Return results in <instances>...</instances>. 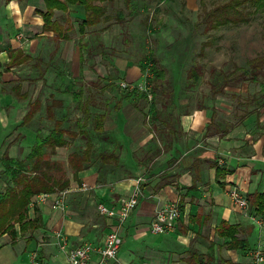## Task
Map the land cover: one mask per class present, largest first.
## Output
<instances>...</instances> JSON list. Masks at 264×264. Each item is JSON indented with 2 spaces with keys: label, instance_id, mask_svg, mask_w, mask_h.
I'll return each instance as SVG.
<instances>
[{
  "label": "crops",
  "instance_id": "crops-1",
  "mask_svg": "<svg viewBox=\"0 0 264 264\" xmlns=\"http://www.w3.org/2000/svg\"><path fill=\"white\" fill-rule=\"evenodd\" d=\"M40 10H45L44 0H0V157L7 151L12 158H24L30 152L37 134L34 122L40 119L39 114H35L26 125H19L26 112L25 99H19V93L28 96L30 92L29 87H25L26 90L22 87L18 67L29 61L31 52L48 39L63 41L67 47L64 54H70V57L77 54L78 63L80 53L75 52L77 47L73 50L76 41L78 44L79 38L86 36L87 31L95 33L92 31L96 26H93L80 34L76 18L82 17L83 9L68 5L66 11L54 9V19L61 31L69 35V39L56 37L53 31H43ZM68 20L70 30L67 29ZM23 57L26 60L17 63ZM14 58L16 62L12 63ZM121 67L126 75L133 78L141 73L137 66H128L127 63H122ZM85 73L83 70L82 76ZM17 83L21 84L20 92L12 88ZM128 101L122 103L119 110H114L110 118L106 115L103 124L105 127V121L110 120L112 124L109 127L114 130L115 140L122 147L126 160L134 163L135 170H150L147 172L151 177L146 179L144 175L146 180L141 184L138 204L127 220L118 225L97 210L100 202L117 206L130 195L135 182V177L119 171L122 167L120 157L110 150L118 156L119 165L113 168H87L78 173L79 186H72L70 182L65 188L69 192L84 191L80 190V186L86 183L90 186L85 190L89 192L87 199L82 196L76 198L75 208L72 209L67 206L68 192L65 210H58L52 208L51 196L35 208L41 223L38 231L27 229L20 232L16 225L14 239L8 234L0 236V264H31L33 251L38 253L39 264H68L56 246V231L63 233L71 244L84 241L99 244L105 232L112 228L118 230L122 243L116 259L105 264H139L142 260L189 264L186 258L191 253L211 256L209 263L203 264H227L226 261L231 264H264V216L258 215L251 203L254 194L264 192V107L258 116L253 113L239 122L238 119L233 121L222 117L217 120L215 114L218 132L207 129L212 118V106L210 109L206 107L179 113L176 120L179 132L172 139V147L164 150L162 141L155 138L144 123L146 111ZM228 123L233 125L226 127ZM22 127L27 132L21 144L13 136L5 143ZM32 127L35 131H30L34 133L30 145L26 135ZM146 143L150 147L142 157H148L150 162L174 153L167 157L165 168L159 171V174L166 173V177L156 176L150 166L144 167L135 162V150ZM171 160L175 161L172 165ZM2 170L0 163V191L6 182ZM233 187H237L245 198L247 208L234 206L229 195ZM173 201L180 207V218L167 233H150L149 224L156 209ZM28 216L32 217L29 213ZM221 221L238 227L236 239L241 241L238 247L237 242L230 245L231 238L216 235L215 228ZM255 250H261L262 261L255 259ZM96 261L97 256L93 255L88 264H96Z\"/></svg>",
  "mask_w": 264,
  "mask_h": 264
},
{
  "label": "rangeland",
  "instance_id": "rangeland-1",
  "mask_svg": "<svg viewBox=\"0 0 264 264\" xmlns=\"http://www.w3.org/2000/svg\"><path fill=\"white\" fill-rule=\"evenodd\" d=\"M224 1L134 0L132 10L125 8L122 0L106 2L105 11L107 15H110V19L96 25L92 31L95 33L87 31L86 36L79 38L80 41L78 44L76 41L73 48L74 50L77 47L75 52L78 51L79 54V45L84 44L82 67L86 73L83 76L79 73L80 61L78 63L76 61L77 54L75 53L76 56L73 57H70V54L65 55L64 50H67V47L64 46L63 41L48 39L43 44L41 42L38 48H33L35 50L31 52L30 60L18 68L22 87L23 89L29 87L30 92V95L24 100L26 109L30 98L38 97L42 102L43 108L39 112L40 119L34 122V127L40 128L41 136L48 132L52 121L45 115V105L50 103L53 104L56 117L66 113L67 120L64 125L78 132V136L74 140L70 139L71 142L68 145L55 148V152H50L47 156L48 160L55 161L60 166V168H53L52 172L61 174L64 171L69 177L71 176L72 169L67 163L68 154L75 147L83 146L85 141V137L79 131V124L75 121L76 118H80V124L85 125L84 130L92 139L96 153L102 150H113L120 157L122 167L119 171L121 173L130 174L135 179L140 178L141 183L151 177L147 172L150 170H135L134 163L131 160H126L125 154L121 150L122 147L115 140L114 130L109 127L112 124L110 120L105 121V130L102 133L93 129V119H86L82 111L76 107L72 96L62 92L67 86L72 87L75 91L82 89V101L88 93L92 92L93 100L89 106L91 112L104 111L107 113V118L114 114L113 105L119 99L120 94L126 90L121 87L123 82L130 85L129 88L139 91L128 102H131L136 108H143L147 113L149 103L153 99L158 109L164 108L160 119H165L175 129H178L177 114L186 109L192 111L201 104L206 105L209 109L214 105L217 120L221 119L220 117L233 121L238 119L234 112L240 113L237 105L239 100H236L235 95L232 94L235 92L251 94L258 91L257 83L237 82L231 84L226 87L227 92L231 93L218 95L215 102H212L206 95L210 82L217 77L220 71L231 70L234 65H244L245 60L264 53V12L259 11L249 15L247 21L237 25H220L206 30L203 20L207 12ZM118 9L123 10L122 21L115 17ZM248 9L252 10V7ZM67 16L70 19V12ZM147 18L151 23L149 28L145 26ZM66 24H70L69 20ZM145 55L146 57L154 56L158 60V65L164 70L162 85L156 89L154 94L145 81V75L151 76L148 71L149 67L135 78L126 75L125 69L121 67L122 63L138 67L139 61H144ZM69 57L71 62H69ZM193 65L197 66L200 72V78L196 83H193L187 76ZM98 77L103 79L99 80ZM260 78L264 81V72L260 74ZM106 81L113 86L107 87L101 92L99 87L90 83L94 82L102 86L107 84ZM159 82L161 81H157V85ZM141 86H146L148 89L147 92H144L147 94V99L141 95L143 93L139 89ZM60 99L63 101V105L62 102L59 105L52 102V100L56 102ZM249 107L253 108V105ZM144 123L155 138L164 141L169 136L167 127L160 121L153 123L151 118L149 119L145 115ZM28 130L26 137L30 140L31 145L34 133L30 131L35 130L33 127ZM17 132L18 134L14 132L7 138L5 143L13 136L21 144L24 140L22 137L25 138L24 133L27 130L22 127ZM23 146L26 147L25 144ZM149 147L150 144L146 143L145 146L135 150L133 156L135 162L137 165L140 162L144 167L150 166L151 168H149L157 174L156 176H165L166 173L159 174V171L165 168L167 157L174 153L170 152L164 159L157 158L150 162L148 157H142ZM174 162L171 160V165ZM144 175L147 177L145 180ZM70 178L72 186H79L80 183H75V180ZM88 194L89 192L72 190L69 192L67 206L75 208L76 198L82 196L87 199ZM34 200L35 198H33ZM34 203L28 209L30 216L33 215L34 208L42 204V202ZM93 208L96 209V207Z\"/></svg>",
  "mask_w": 264,
  "mask_h": 264
},
{
  "label": "trees",
  "instance_id": "trees-1",
  "mask_svg": "<svg viewBox=\"0 0 264 264\" xmlns=\"http://www.w3.org/2000/svg\"><path fill=\"white\" fill-rule=\"evenodd\" d=\"M112 1L114 0H44L45 10L39 11L43 19V31H53L56 37L69 39V35L61 31L59 23L54 19V9L66 11L68 5H73L83 9L82 17L76 18V21H78L79 32L80 34H83L86 28L96 26L100 22H106L110 19V15H107L105 11V3ZM122 1L125 8L132 10L134 0ZM249 7H252V10H249ZM259 11L264 12V0H225L224 3L214 6L207 12L203 20L204 27L207 30L216 28L220 25H237L240 22L247 21L249 15L251 16ZM115 17L118 18L117 20L122 21L124 18L123 10L118 9ZM145 26L147 28L151 27L148 18L145 19ZM67 29L70 30L71 26L68 25ZM79 49V73L82 75V51L84 49V44L79 45ZM16 54H18V52ZM16 54L13 57H15ZM143 59L144 61H139L138 67L141 73H144L146 68L149 67L148 71L151 76H149V74L148 76L145 75V81L146 85L150 86L151 92L154 94L157 91L156 89L162 85L164 70L158 65V60L154 56L146 57L145 55ZM25 60L26 58L23 57L21 60L17 61V63L24 62ZM15 62L16 58L12 60V63ZM263 72L264 53L245 60L244 65H234L231 70L220 71L217 77L210 82L206 96L212 102H215L218 95L231 93L226 90V87L231 84L237 82L257 83L259 85L258 91L251 94L235 92V94L232 95H235V99L239 100L237 105L238 109H240V113L237 114V112H234V115L238 117V122L253 113L258 116L261 108L264 107V81L260 78V74ZM40 75H42V73H40ZM187 76L193 83H196L200 78V72L197 66L193 65L189 69ZM97 79L102 80L103 78L98 77ZM157 81L161 82L157 85ZM90 83L95 87H99L100 92L104 91L107 87L113 86V84L108 81H106L107 84L102 86H99L94 82ZM12 88L20 92L21 84L17 83L16 85H13ZM62 92L72 96L73 100L76 102V107L82 111L86 119H93L94 130L98 133L104 131L103 124L107 113L104 111L91 112L89 106L93 100L92 92L86 95L84 101H82V89L75 91L72 87L67 86ZM137 92L139 93V91L134 88L129 90L126 89L120 94L119 99L113 105V109L119 110L122 102L130 100L131 97L137 94ZM142 92L141 95L147 99V94L144 93L146 91ZM26 97L27 95L25 93H19V99H26ZM60 100H57L56 102L52 100V102L56 104L58 103V105L62 102L63 105V101ZM27 105L28 107L19 124L20 126H24L31 122L34 115L39 114L42 108V102L38 97L33 99L30 98ZM252 105L253 108H250L249 106ZM206 107V105L201 104L196 109H205ZM163 109V107L158 109L155 105V101L152 99L145 115L147 118H151V122L154 123L160 121L161 124L167 127V133L169 136L162 141V149L168 150L172 147V139L175 138V134L179 131L170 126L169 122L165 121V119H160ZM211 111L212 118L211 122L207 125V129H212V131L218 132L219 124L215 121L216 109L214 106L211 107ZM184 112L189 111L186 109ZM45 115L50 121H52V125L44 136L40 135V128H37L34 143L27 156L22 159H15L10 157L7 151H5L0 157V163L3 166L2 175L6 181L3 190L0 191V236L8 234L14 239L16 237L17 227L20 232L27 229L35 230L40 227L41 223L37 209L34 208V215L32 217L28 216L29 205L37 194L42 192L55 193L64 190L71 182L70 177H72L75 182L80 183L78 173L87 168L96 167L99 169L105 166L113 168L119 165L118 156L113 151L102 150L97 153L95 152L92 139L84 130L85 125L80 124V118H76L75 121L79 124V131L82 132L81 134L85 137V141L83 146L75 147V149L68 154L67 163L72 169L71 176L69 177L64 171H62L61 174L52 172L53 168H60V166L55 161L48 160L47 156L50 152H55V148L68 145L71 140H74L78 136V132L71 130L68 126L64 125L67 120L66 113L56 117L53 104L48 103L45 105ZM232 125L233 123H228L226 124V127H231ZM138 165H141V163L139 162ZM251 203L254 206L255 212L260 216H264V192L254 194ZM215 233L219 237L231 238L232 242L230 245L237 242L238 247L241 244V241L236 239L238 227L235 224L221 221L215 228ZM210 258L211 256L209 255L201 256L191 253L189 257L186 258V261L189 264H203L209 263ZM225 263L231 264L227 261Z\"/></svg>",
  "mask_w": 264,
  "mask_h": 264
},
{
  "label": "built area",
  "instance_id": "built-area-1",
  "mask_svg": "<svg viewBox=\"0 0 264 264\" xmlns=\"http://www.w3.org/2000/svg\"><path fill=\"white\" fill-rule=\"evenodd\" d=\"M123 89H128L130 85L121 83ZM132 89V88H129ZM141 91L147 92L146 86L139 88ZM151 96V94H148ZM141 180L135 179L133 189L130 195L122 200L117 206L100 202L97 205L98 212L108 218H112L120 225L124 223L130 212L137 206L139 198L141 196ZM90 186L86 183L81 184L80 190H88ZM67 189L52 193H39L34 198L30 205H34V202H44L49 197L52 198V208L58 210H65L66 193ZM229 195L234 203V206L238 208H247V201L242 196L237 187L231 188ZM29 205V206H30ZM181 216V210L176 201L169 202L156 209L154 216L149 224V231L152 234H165L173 227V223ZM55 243L61 253H63L65 260L68 264H88L93 255L97 256L96 264H105L110 260L116 259L119 247L122 243V236L116 228H112L105 232L103 241L99 244L92 241H84L79 244H71L68 242L67 237L60 231L54 233ZM253 255L257 261L263 260L261 250H255ZM31 264H39L38 253L33 251L31 253ZM139 264H165L163 262L142 260Z\"/></svg>",
  "mask_w": 264,
  "mask_h": 264
}]
</instances>
